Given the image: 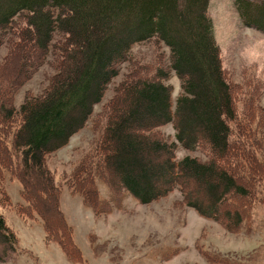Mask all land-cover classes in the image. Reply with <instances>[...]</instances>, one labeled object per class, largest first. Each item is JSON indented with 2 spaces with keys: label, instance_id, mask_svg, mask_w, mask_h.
<instances>
[{
  "label": "trees",
  "instance_id": "obj_1",
  "mask_svg": "<svg viewBox=\"0 0 264 264\" xmlns=\"http://www.w3.org/2000/svg\"><path fill=\"white\" fill-rule=\"evenodd\" d=\"M233 4L245 25L264 33V0ZM208 8L209 0H0V36L14 37L0 64V183L4 170L18 178L27 202L21 214H37L46 235L70 260L80 261L81 253L45 157L85 126L121 63L147 68L132 59L136 44L162 43L168 65L158 59L157 69L140 75L136 69L119 83L104 104L98 143L69 168L71 194L79 195L85 207L102 212L106 206L103 211L109 212L123 208L128 196L148 203L177 189L199 215L237 231L245 227L247 198L256 190L264 194V151L257 154L264 141L256 135L264 120V106L258 104L264 84L253 74L230 81ZM49 51L54 72L43 92L27 95L14 109L13 90ZM170 71L180 82L175 99L165 81ZM145 102L150 119L143 127L135 117ZM15 116L20 124L14 131ZM168 122L183 148H206L208 159L176 160V142L153 131ZM137 152L153 160L152 181L140 165L142 157H134ZM194 178H204L208 198L199 195ZM17 243L0 214V261ZM203 255L212 264H234L224 256Z\"/></svg>",
  "mask_w": 264,
  "mask_h": 264
},
{
  "label": "rangeland",
  "instance_id": "obj_2",
  "mask_svg": "<svg viewBox=\"0 0 264 264\" xmlns=\"http://www.w3.org/2000/svg\"><path fill=\"white\" fill-rule=\"evenodd\" d=\"M208 12L216 42L220 46L222 64L227 68L230 81L239 82L244 75L253 74L264 84V33L241 21L233 0H209ZM13 38L8 34L0 36V64L9 54L8 40ZM152 43L156 42L145 41L133 48L132 59L140 65L147 64V68H136L137 65L134 66L128 60L121 63L118 75L107 86L101 101L94 106L85 126L63 146L45 157L46 166L54 174V180L60 188V207L72 225L73 242L80 250V261L70 260L61 247L46 235L37 214L32 212V217L21 214L20 210L27 206L22 198L21 182L12 172L4 170L1 171L3 196L0 214L18 238V243L0 264H212L204 257V253L214 258L224 256L234 264H264V194H257V190L247 198L248 212L241 225L245 227L239 231L230 230L219 221L199 215L194 208L184 204L177 189L148 203H140L128 196L123 208L109 212L103 211L106 206L101 208L102 212L85 207L79 195L71 194L67 185L69 168L83 152L90 151L98 143L103 130L104 104H108L117 92L119 83L136 69L139 75L145 70L150 73L157 69L155 62L158 59L168 65L167 47L162 43ZM52 59L53 54L49 51L46 61H41L29 77L16 86L11 99L14 109L19 108L27 95L43 92L54 72V63H50ZM165 81L172 85L171 95L175 99L179 92V78L170 71ZM258 104L264 106V86L259 93ZM148 105L145 102L135 117V121L143 127L147 126L145 122L150 119ZM189 114L183 115L192 120L194 116ZM14 120L11 127L14 125L12 129L15 131L20 120L17 116ZM252 127L255 129V124ZM259 127L256 135L264 141V120L259 123ZM153 131L167 141L176 142V160L186 155L196 156L200 160L208 159L206 148L189 150L176 141L172 122L162 124ZM250 148L254 152V148ZM263 151L264 146L258 147L257 154ZM142 155L137 152L134 157L140 160ZM11 163L17 166L14 156ZM140 165L146 169L145 174L152 181L150 175L156 173L153 160L144 155ZM193 181L198 185L199 195L208 198L203 186L204 178H194ZM101 189L105 193V187ZM88 234L92 235L91 238Z\"/></svg>",
  "mask_w": 264,
  "mask_h": 264
}]
</instances>
